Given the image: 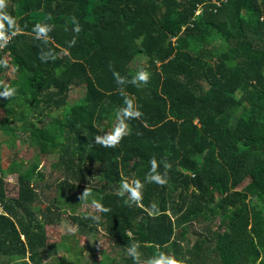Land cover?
Here are the masks:
<instances>
[{
  "label": "trees",
  "instance_id": "obj_1",
  "mask_svg": "<svg viewBox=\"0 0 264 264\" xmlns=\"http://www.w3.org/2000/svg\"><path fill=\"white\" fill-rule=\"evenodd\" d=\"M6 10L22 31L0 51L10 64L0 83L17 89L0 98V130L19 129L41 154H56L57 178L16 160L11 195L0 167V264H49L58 248L46 227L61 205L40 209L41 189L72 205L87 187L89 202L110 211L99 225L85 219L91 210L73 221L104 229L116 250L139 241L141 261L163 252L181 264H264V0H8ZM37 22L52 25L55 61L39 59ZM110 64L129 78L144 68L150 83L121 89ZM74 88L81 97L68 104ZM122 91L143 116L116 148L100 147L94 137L115 124ZM153 157L171 165L167 184L146 183L142 206L125 205L121 180L143 181Z\"/></svg>",
  "mask_w": 264,
  "mask_h": 264
},
{
  "label": "clouds",
  "instance_id": "obj_2",
  "mask_svg": "<svg viewBox=\"0 0 264 264\" xmlns=\"http://www.w3.org/2000/svg\"><path fill=\"white\" fill-rule=\"evenodd\" d=\"M8 0H0V51H3L11 43L12 39L19 34L22 29L20 28L16 19L7 12ZM48 20L52 19L51 14L47 17ZM71 23L74 25L72 31L74 34H79L82 30L81 25L76 17L71 18ZM52 25L47 22H37L32 27V32L34 33V38L42 42L45 47H42L39 53V59L42 62L47 63L48 61H55L57 58L56 53L52 48H48L47 45L51 42L52 38L50 33L52 32ZM77 43L76 35L68 41V47H74ZM0 67L8 69L10 67L7 58L0 59ZM110 70H112L113 78L116 84L123 89L126 85H131L136 88L146 87L151 80V73L144 68L138 69L134 75L129 78L128 76H122L118 71H116L112 65H109ZM2 91H0V98L7 101L12 100L17 95V89L15 87L8 86L7 84L0 83ZM123 95V106L119 107L115 112V124L112 128L105 130L101 129L100 132L103 135L98 134L94 137L96 145L103 148H116L124 139L125 136L129 134V124L128 121L133 119H141L143 116L140 107L136 104L135 99L130 95ZM150 168L145 174L144 180L133 179L131 181L127 179H122L120 183V188L118 190V195L120 197L127 196L124 199V204L131 206L135 204L136 206H142L143 200V189L146 183L156 184L160 187H164L168 182V170L171 165L166 161H157L155 157L151 158L149 161ZM161 164L163 165L164 172L159 171ZM91 196L90 188L87 187L81 194V201H86ZM92 205L95 212L89 213L85 219H90L94 224L99 225L102 222L101 213H108L109 208L104 207L101 203L96 200L92 201ZM153 210H158L155 204L151 205ZM152 214L151 212L149 213ZM128 236L131 239L132 233L129 230ZM141 243L137 240H131V242L126 247L127 255L133 260V264H181V262L174 256H170L166 253L159 252L154 254L152 257L146 261H141Z\"/></svg>",
  "mask_w": 264,
  "mask_h": 264
},
{
  "label": "rangeland",
  "instance_id": "obj_3",
  "mask_svg": "<svg viewBox=\"0 0 264 264\" xmlns=\"http://www.w3.org/2000/svg\"><path fill=\"white\" fill-rule=\"evenodd\" d=\"M133 63L141 64L142 59L138 57ZM12 76L13 71L9 70L2 75V79L5 82ZM48 118L50 117H45V122ZM55 155L40 154L38 147L31 146L28 135L25 132L21 133L19 129L15 132L0 130V167L6 170V173L3 171L2 174L11 195H16L18 192L16 172L11 173V169L16 168V160L23 161L24 167L30 162L38 163V166L46 174V179L50 181L57 178L56 172H50L49 164L56 161ZM102 181L105 183L103 178ZM244 181L246 182L248 179L246 178ZM41 191H43L41 194L43 204L39 206L40 209H44V206L51 202H55L57 205L59 201L58 205H61L58 209L53 207L55 211L51 214L53 221L46 227L48 242L56 244L58 248V255L49 259V264H60V260L61 264H103L111 257H116V263L120 264L122 257L128 256L127 252L114 249V241L104 229L81 230L78 224L73 221L74 215H82L87 210L95 212L92 202H89L92 199V194L80 206L78 205L79 196H75L71 205L64 201V197L58 199L56 197L58 192L55 190L41 189ZM107 264L111 263L107 262Z\"/></svg>",
  "mask_w": 264,
  "mask_h": 264
},
{
  "label": "crops",
  "instance_id": "obj_4",
  "mask_svg": "<svg viewBox=\"0 0 264 264\" xmlns=\"http://www.w3.org/2000/svg\"><path fill=\"white\" fill-rule=\"evenodd\" d=\"M81 91H82V89L81 88H74V89H72V90H70V92H69V95H68V98H67V100H68V104H72V103H75L78 99H80V97H81ZM45 115H42V116H40V115H33L32 117H31V119H32V121H34V122H38V119L39 118H41V119H43L42 121H39V123H48L49 122V118H48V120H46V122H45ZM112 128V127H111ZM108 129H110V128H108ZM108 129H106V131L108 130ZM104 134V133H103ZM41 154V153H40ZM43 155V154H42Z\"/></svg>",
  "mask_w": 264,
  "mask_h": 264
}]
</instances>
